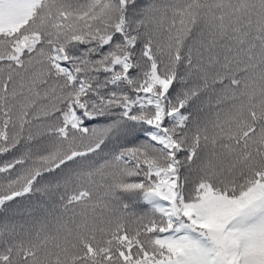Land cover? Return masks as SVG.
I'll list each match as a JSON object with an SVG mask.
<instances>
[{
    "label": "snow or ice",
    "instance_id": "1",
    "mask_svg": "<svg viewBox=\"0 0 264 264\" xmlns=\"http://www.w3.org/2000/svg\"><path fill=\"white\" fill-rule=\"evenodd\" d=\"M0 264H264V0H0Z\"/></svg>",
    "mask_w": 264,
    "mask_h": 264
}]
</instances>
